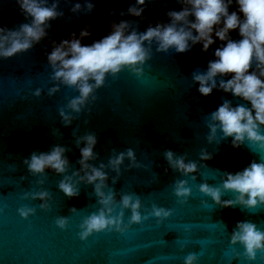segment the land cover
<instances>
[{
	"label": "water",
	"instance_id": "95a60500",
	"mask_svg": "<svg viewBox=\"0 0 264 264\" xmlns=\"http://www.w3.org/2000/svg\"><path fill=\"white\" fill-rule=\"evenodd\" d=\"M52 2L49 0V5ZM85 2L60 0L58 11L64 15L50 22L45 39L26 53L7 60L0 58V264H184L191 252L198 254L196 264H264V252L249 261L241 245L230 244L231 231L239 221H252L264 230V206L223 208L199 191L203 182L220 186L225 171L235 173L254 159L264 160V151L257 153L247 144L231 147V137L219 144H209L205 139L211 112L225 100L233 106L245 103L215 89L204 97L192 81L193 72L206 71L222 42L217 40L207 52L197 44L183 54L174 50L157 53L153 45L152 59L143 66L142 76L128 69L115 78L109 75L105 85L96 90L98 99L88 106L91 111L85 109L71 126L65 127L58 109L78 92L61 85L59 92L47 95L53 86L47 62L52 42L70 39L71 33L78 37L81 29L90 26L91 36L82 40V44L90 45L109 33L113 21L120 20L133 21L137 31L144 32L150 24L169 22L168 11L182 8L177 0H146L143 18H138L121 16L136 0H87L94 5L90 14L71 11L76 3L83 7ZM236 10L234 0L229 11ZM30 22L31 18L21 13L17 0H0V27L17 29ZM230 36L233 40L241 38L238 31H232ZM37 88L43 90L40 97L32 95ZM73 131L77 136L96 133L94 151L99 159L90 161L96 166L107 163L113 150L119 153L132 148L143 167L125 170L129 164L125 160L119 180L113 185L109 179V185L118 193L117 200L119 194L136 193L142 201V215H147L153 204L171 209L172 215L162 221L149 216L123 233L105 230L81 240L79 225L99 208L94 187L82 183L79 196L69 199L57 187L62 176L51 170L43 176H33L23 164L34 151L48 152L59 144L70 149L65 155L71 164V175L80 168V151ZM168 149L177 155L187 153L189 160L197 161L196 180L169 168L163 155ZM202 149L212 153L213 159L200 162ZM114 175L109 171L110 178ZM41 179L43 185L37 183ZM178 179L188 180L192 190L185 203L174 195ZM39 190L50 193L47 211L40 208L42 201L24 198L26 193ZM229 199H234V194L225 192L222 200ZM23 206L36 211L24 219L18 213ZM71 208L77 211L70 212ZM130 215L125 210V225ZM61 216L68 218V227L63 230L55 223Z\"/></svg>",
	"mask_w": 264,
	"mask_h": 264
},
{
	"label": "clouds",
	"instance_id": "9594fccd",
	"mask_svg": "<svg viewBox=\"0 0 264 264\" xmlns=\"http://www.w3.org/2000/svg\"><path fill=\"white\" fill-rule=\"evenodd\" d=\"M233 2L177 0L182 8L180 11L170 10L166 13L169 22H157L155 26L150 24L144 32L137 31L133 21L120 20L113 21L109 33L90 45L82 44V40L92 34L90 26L81 29L78 37L76 33H71L70 39H64L59 44L53 41L52 50L47 54L53 86L48 89L47 95L51 97L59 92L61 85L78 92V95L67 99L66 105L58 109L61 123L69 127L82 111L87 109L90 112L89 104L98 99L96 90L105 85L109 75L115 78L124 69H128L137 77L142 76L143 66L152 59L153 45L157 53L174 50L177 54H183L197 44H201L202 51L207 52L219 40L222 43L213 53L215 59L208 62L206 71L193 72L192 81L198 85L197 91L204 97L211 95L215 89L245 103L233 106L231 101L225 100L211 112L206 121L209 131L205 139L209 144H219L231 137V147L234 149L247 144L257 153L264 151V0H235L237 10L230 12ZM59 3L60 0H53L50 5L49 0H17L21 13L26 18L30 17L31 22L21 24L17 29L0 27V58L7 60L26 53L45 39L47 29L51 27L50 22L64 15L58 11ZM145 4L146 0H136L135 5L130 6L127 13L122 12L121 16L127 14L143 18ZM93 10L94 5L87 0L83 7L76 3L71 8L74 14H90ZM232 31H238L241 38L233 40L230 36ZM42 91L37 88L32 95L40 97ZM72 135L80 151V168L72 171L71 175L68 174L71 164L65 155L70 149L59 144L48 152L34 151L30 158L23 160V164L33 176H43L47 170L62 176L57 187L69 199L79 196V185L82 183L94 187L99 208L79 225L81 240L105 230L123 233L131 225L140 224L149 216L162 221L172 215L171 209L155 204L147 215H142V201L136 193L119 194L117 200L118 193L109 185V179L113 185L119 180L125 160L129 161L125 170L143 167L132 148L119 153L113 150L107 163L100 162L96 166L90 163L99 159L94 151L98 143L96 133L86 132L77 136L73 131ZM163 155L172 171L190 176L192 180L197 179L198 163L189 160L187 153L177 155L168 149ZM211 159L213 154L202 149L199 161L207 162ZM203 164L206 166V163ZM109 171L115 173L111 178ZM222 174L220 186L207 182L199 185V191L211 198L215 205L246 209L264 206V160L254 159L240 171H225ZM37 183L43 185L44 180ZM173 191L180 203H185L192 194L188 180L185 179L176 180ZM225 192L233 193L234 199L222 200ZM29 197L42 201V210H49L51 196L47 190L26 193L24 196L25 199ZM117 207L120 209L118 213ZM125 210L131 213L127 225L123 220ZM35 211V208L27 206L18 209L24 219ZM76 211V208L70 209V212ZM55 223L60 229H66L68 218L58 217ZM230 244L241 245L246 259L255 261L257 253L264 252V230L252 221H239L231 231ZM236 255L239 256V253ZM198 259V254L191 252L184 258V264H196Z\"/></svg>",
	"mask_w": 264,
	"mask_h": 264
}]
</instances>
